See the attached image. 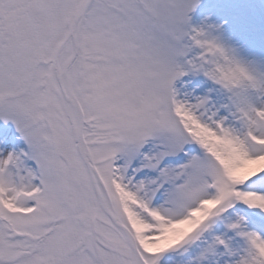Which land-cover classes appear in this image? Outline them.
I'll return each instance as SVG.
<instances>
[{
	"label": "snow or ice",
	"instance_id": "snow-or-ice-1",
	"mask_svg": "<svg viewBox=\"0 0 264 264\" xmlns=\"http://www.w3.org/2000/svg\"><path fill=\"white\" fill-rule=\"evenodd\" d=\"M0 264H264V0H0Z\"/></svg>",
	"mask_w": 264,
	"mask_h": 264
}]
</instances>
